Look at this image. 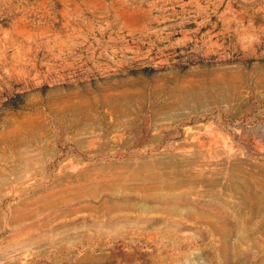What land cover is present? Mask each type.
<instances>
[{"label":"rangeland","instance_id":"374dc122","mask_svg":"<svg viewBox=\"0 0 264 264\" xmlns=\"http://www.w3.org/2000/svg\"><path fill=\"white\" fill-rule=\"evenodd\" d=\"M0 264H264V0H0Z\"/></svg>","mask_w":264,"mask_h":264},{"label":"trees","instance_id":"16d2710c","mask_svg":"<svg viewBox=\"0 0 264 264\" xmlns=\"http://www.w3.org/2000/svg\"><path fill=\"white\" fill-rule=\"evenodd\" d=\"M248 60V59H247ZM143 69H145V68H143ZM16 96H20V94H17Z\"/></svg>","mask_w":264,"mask_h":264}]
</instances>
